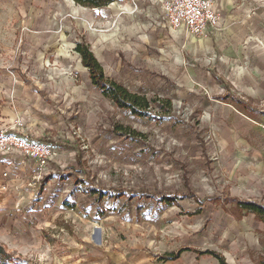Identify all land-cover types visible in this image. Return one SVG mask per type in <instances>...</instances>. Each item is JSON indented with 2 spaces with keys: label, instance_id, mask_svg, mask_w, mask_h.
Instances as JSON below:
<instances>
[{
  "label": "rangeland",
  "instance_id": "rangeland-1",
  "mask_svg": "<svg viewBox=\"0 0 264 264\" xmlns=\"http://www.w3.org/2000/svg\"><path fill=\"white\" fill-rule=\"evenodd\" d=\"M214 8L220 29L192 39L166 27L158 0H0V129L55 150L0 188L7 264H218L207 251L264 264V227L236 202L264 204V0ZM78 42L144 98V116L91 84Z\"/></svg>",
  "mask_w": 264,
  "mask_h": 264
},
{
  "label": "built area",
  "instance_id": "built-area-1",
  "mask_svg": "<svg viewBox=\"0 0 264 264\" xmlns=\"http://www.w3.org/2000/svg\"><path fill=\"white\" fill-rule=\"evenodd\" d=\"M164 24L172 33L182 31L185 36L200 39L210 30L220 29V17L214 8V0H158ZM55 150L47 143L30 139L14 129H0V164L4 170L2 179L10 176L21 162L43 168L51 160ZM6 189V184H0Z\"/></svg>",
  "mask_w": 264,
  "mask_h": 264
},
{
  "label": "trees",
  "instance_id": "trees-1",
  "mask_svg": "<svg viewBox=\"0 0 264 264\" xmlns=\"http://www.w3.org/2000/svg\"><path fill=\"white\" fill-rule=\"evenodd\" d=\"M76 5L85 7V8H94V9H103L108 7L110 4L114 3L117 0H71ZM75 52L79 55L81 64L84 68L87 69L89 74V79L91 81V84L98 89L101 94L109 99L113 104L119 108V109H126L128 110L132 115L135 116H144L145 113L143 112V101L144 98L131 94L127 91L123 86L112 82L108 80L102 71V68L93 55V53L90 51L89 47L81 42L76 43L75 45ZM225 101H228V104H231L232 106L237 105L241 109L245 110L247 107L246 105L240 101L239 99L235 98H229L227 96L222 98ZM233 101L235 103H233ZM46 142L50 143L51 145L55 144L52 143L50 140H46ZM58 144V143H57ZM56 144V145H57ZM112 191H102L100 189H96L88 185L85 189V193L89 195H96L100 198L104 194L110 195ZM124 191L116 192L117 194H124L122 193ZM112 196H115L112 194ZM198 204H202V201L196 197L192 196ZM177 196H161L159 198V201L164 205H172L176 202ZM238 207L248 213L252 214L256 221L260 222L264 227V204L257 203L255 201H239L236 200ZM183 251H179L176 254L170 253L166 254L162 257L163 261H175L179 258L180 254ZM204 254H209L213 256L218 264H226L225 259L222 255L214 252H205ZM11 261V258L6 255L2 247H0V264H7Z\"/></svg>",
  "mask_w": 264,
  "mask_h": 264
},
{
  "label": "crops",
  "instance_id": "crops-1",
  "mask_svg": "<svg viewBox=\"0 0 264 264\" xmlns=\"http://www.w3.org/2000/svg\"><path fill=\"white\" fill-rule=\"evenodd\" d=\"M112 4H113V3H112ZM112 4H110V5L108 6V8H111ZM106 8H107V7H106ZM103 9H104V8H103ZM179 33L185 35L182 31H180ZM192 39H194V38H192ZM26 137H27V136H26ZM3 170H4V167H3V165L0 164V172L2 173ZM12 170H14V169H12ZM1 173H0V177H2V176H1ZM10 173H11V172H10ZM4 181H5V180L2 179L1 183H3Z\"/></svg>",
  "mask_w": 264,
  "mask_h": 264
}]
</instances>
